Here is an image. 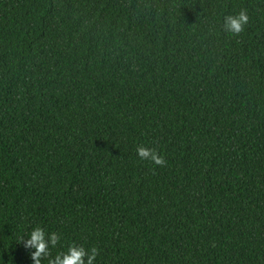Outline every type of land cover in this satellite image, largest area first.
<instances>
[{
  "label": "trees",
  "instance_id": "16d2710c",
  "mask_svg": "<svg viewBox=\"0 0 264 264\" xmlns=\"http://www.w3.org/2000/svg\"><path fill=\"white\" fill-rule=\"evenodd\" d=\"M36 226L52 257L264 264V0H0V264Z\"/></svg>",
  "mask_w": 264,
  "mask_h": 264
},
{
  "label": "clouds",
  "instance_id": "9594fccd",
  "mask_svg": "<svg viewBox=\"0 0 264 264\" xmlns=\"http://www.w3.org/2000/svg\"><path fill=\"white\" fill-rule=\"evenodd\" d=\"M249 20L247 10L241 9L235 15L225 16L223 27L226 32L238 36L245 30ZM136 152L140 160L150 161L158 167L167 165L166 157L157 148H150L141 144L137 146ZM60 243L61 234L57 232L48 233L41 226L34 227L29 238L23 240L26 249H35L34 252L30 253L34 264H42L44 259L48 260V264H94L99 255V249L95 246L86 249L83 245L73 243L68 245L66 252L61 251L52 257L51 249Z\"/></svg>",
  "mask_w": 264,
  "mask_h": 264
}]
</instances>
